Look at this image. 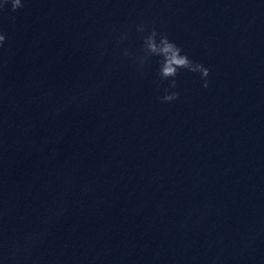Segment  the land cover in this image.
Masks as SVG:
<instances>
[{
	"label": "water",
	"instance_id": "95a60500",
	"mask_svg": "<svg viewBox=\"0 0 264 264\" xmlns=\"http://www.w3.org/2000/svg\"><path fill=\"white\" fill-rule=\"evenodd\" d=\"M0 264H264V0H0Z\"/></svg>",
	"mask_w": 264,
	"mask_h": 264
}]
</instances>
